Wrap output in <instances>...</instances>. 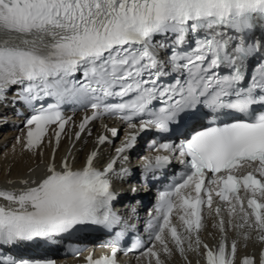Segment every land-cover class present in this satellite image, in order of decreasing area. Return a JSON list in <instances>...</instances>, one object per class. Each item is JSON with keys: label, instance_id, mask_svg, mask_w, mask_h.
<instances>
[{"label": "snow or ice", "instance_id": "1", "mask_svg": "<svg viewBox=\"0 0 264 264\" xmlns=\"http://www.w3.org/2000/svg\"><path fill=\"white\" fill-rule=\"evenodd\" d=\"M13 87L18 88L13 102L31 112L28 149L43 142L51 125L58 128L59 145L71 119L64 114L66 104L92 110L80 123L81 132L104 116L134 131L102 170L93 164L96 151L81 168H73L67 157L57 168L53 157L34 186L0 189V198L8 201L0 204V264H55L7 251L82 226L120 225L111 174L116 160L135 150L146 132L160 139L149 143L157 154L143 157L144 172L167 171L174 161L183 171L159 192L150 213L151 246L137 238L127 251L138 252L148 264L153 258L164 264L160 253L171 254L166 232L181 254L185 239L192 250L195 233L206 264H234L237 242L228 248L225 209L230 224L238 219L235 227L254 229L264 241V0H0V102ZM189 120L199 127L172 139ZM111 132L118 135L116 128ZM107 139L102 135L98 142ZM129 174L123 167L116 173ZM214 196L223 208L213 209ZM174 208L183 210L179 219L187 237L172 223ZM205 208L220 217L225 233L215 248L199 236ZM127 227L110 241V254L89 255L87 264H119V240ZM242 264L255 260L246 256Z\"/></svg>", "mask_w": 264, "mask_h": 264}, {"label": "bare ground", "instance_id": "2", "mask_svg": "<svg viewBox=\"0 0 264 264\" xmlns=\"http://www.w3.org/2000/svg\"><path fill=\"white\" fill-rule=\"evenodd\" d=\"M7 150H0V181L4 177L12 178L11 185H15L18 181L15 176L25 177L27 175V170L33 167L36 162L43 156H36L31 151H12L6 152ZM60 150H57L59 153ZM76 156L82 154V150H76ZM169 264H181L178 258H172L168 260Z\"/></svg>", "mask_w": 264, "mask_h": 264}]
</instances>
